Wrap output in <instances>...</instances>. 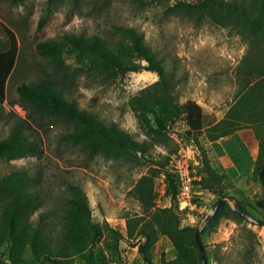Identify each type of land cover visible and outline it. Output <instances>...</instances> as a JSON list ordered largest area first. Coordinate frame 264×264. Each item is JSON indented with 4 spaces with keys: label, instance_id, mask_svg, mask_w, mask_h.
Instances as JSON below:
<instances>
[{
    "label": "trees",
    "instance_id": "16d2710c",
    "mask_svg": "<svg viewBox=\"0 0 264 264\" xmlns=\"http://www.w3.org/2000/svg\"><path fill=\"white\" fill-rule=\"evenodd\" d=\"M7 1L12 5L26 2ZM136 1L143 4L147 0ZM56 2L47 0V13L41 18L39 28L48 21ZM171 10L198 19L208 18L214 24L236 30L249 41V51L236 72L238 91L234 102L220 120L206 123L203 107L197 101L189 98L181 103L177 99L172 76L146 44L143 35L133 27L117 26L121 39L113 45L98 35L77 33L39 41L37 52L56 69H63L66 56H71L87 75L108 83L131 71L147 70L158 74L157 81L129 99L139 125L149 135L142 141L135 139L117 122L106 123L96 113L80 107L76 100L68 99L54 78L46 77L18 86L31 122L38 124L37 115L61 120L70 127L61 138L79 145L92 157L146 159L153 165L132 190L142 210L141 214L127 218L126 233L108 222L96 221L84 189L79 184L68 182L60 214V235L56 237L53 223L49 220L51 209L41 211L37 222L32 220V214L42 207L43 202L38 189L33 186L30 173L15 170L0 177V251L8 246L7 257L12 264H113L120 255L121 238L127 241L138 239L140 264H201L200 249L195 239L198 226L183 222L176 206L177 176L168 169L170 155L178 151L170 132L180 121L196 140L202 135L216 140L242 128H253L259 140V153L252 175L264 186L261 177L264 168V0H176ZM5 30L9 42L0 50V104L5 100L7 80L18 54L15 33L7 27ZM0 44H4L1 38ZM30 126L29 121L22 119L13 125L6 137L0 138V159L13 160L41 152L39 142L26 133ZM169 140L172 144L169 152L158 159L154 157L151 149ZM162 172L166 175V193L172 200V205L167 207H157L155 202V179ZM199 174L200 179L195 181L196 190L216 195L217 201L227 197L225 180L228 175L213 165L204 147ZM232 198L238 205L222 203L200 233L207 264L210 262L203 234L222 218L248 221L242 214V211L249 213L243 201ZM257 204L264 207V201ZM105 230L109 231L105 246L111 256L100 261L95 247L104 238ZM161 236L172 242L174 258H168L164 252L158 261L153 258L154 247Z\"/></svg>",
    "mask_w": 264,
    "mask_h": 264
},
{
    "label": "rangeland",
    "instance_id": "374dc122",
    "mask_svg": "<svg viewBox=\"0 0 264 264\" xmlns=\"http://www.w3.org/2000/svg\"><path fill=\"white\" fill-rule=\"evenodd\" d=\"M176 0H57L49 13L46 24L39 28L47 13V0H26L22 5H12L0 0V50L8 46L6 27L17 39L18 54L12 73L6 84V97L0 104V138L6 137L13 125L29 121L26 133L36 139L41 152L36 156H24L13 160L0 159V177L15 170H26L33 178V186L42 196V207L33 214L37 222L41 211L51 209L49 220L53 223L54 236L60 235V214L66 197L68 182L79 184L86 192L94 219L126 233L129 216L141 214V205L132 195L138 179L153 165L146 159L119 160L92 157L79 145L64 141L61 135L70 127L61 120L36 116L38 124L31 122L28 110L18 93V86L50 77L60 83V88L70 100L80 107L96 113L106 123L117 122L135 139H148L149 135L139 125L130 107L129 99L142 88L159 79L157 73L139 70L108 83L87 75L71 56H66L63 69L54 68L36 50L39 41L60 38L65 33L98 35L107 43L121 39L117 26L138 30L175 83V96L183 103L189 98H203L205 107L217 112L232 104L238 91L236 72L244 55L249 51V41L236 30L222 27L208 18H195L171 10ZM206 117V123L212 120ZM173 131L191 147L193 168L199 174L202 147L205 136L198 140L180 121ZM168 142L156 144L151 153L157 159L171 149ZM209 155V154H208ZM233 157L236 155H232ZM236 158V157H234ZM211 159V158H210ZM220 171L225 170L218 161L212 160ZM239 175L225 180V192L229 202L236 206L235 197L241 199L250 215L264 221V186L252 175L253 166L243 161ZM226 173V172H225ZM162 173L155 179V202L157 207L172 205L171 197L162 189ZM198 211L191 212L198 227L211 212L217 196L197 190ZM184 223H191L186 213H180ZM109 231L96 244L100 261L110 259L105 246ZM210 264H264V226L250 220L222 218L203 234ZM138 239L120 240V255L113 264H140ZM8 246L0 251V264H12L7 257ZM175 257L172 242L161 236L153 250L158 261L161 254ZM37 264V263H32Z\"/></svg>",
    "mask_w": 264,
    "mask_h": 264
},
{
    "label": "crops",
    "instance_id": "0c3cea01",
    "mask_svg": "<svg viewBox=\"0 0 264 264\" xmlns=\"http://www.w3.org/2000/svg\"><path fill=\"white\" fill-rule=\"evenodd\" d=\"M192 99L203 107L205 116H208L212 122L220 120L231 106L230 104L217 112L213 107H205L206 104L203 103V98ZM204 141L211 162L212 160H217L231 177H235L244 171L242 169L243 161L248 168L253 166L259 153V140L251 127L239 129L228 136L216 140H209L205 137ZM233 154L236 155L234 156L236 158L232 156Z\"/></svg>",
    "mask_w": 264,
    "mask_h": 264
},
{
    "label": "built area",
    "instance_id": "2783aa9c",
    "mask_svg": "<svg viewBox=\"0 0 264 264\" xmlns=\"http://www.w3.org/2000/svg\"><path fill=\"white\" fill-rule=\"evenodd\" d=\"M173 141L178 145V151L170 155L168 169L175 173L178 180V192L176 195V206L179 213H186L190 218L188 224L195 222L191 217V212L198 211L196 203L197 190L195 189V181L200 179V174H197L193 168V164H199V161L193 162V153L191 147L183 143V138L177 135L175 131L170 132ZM162 189L166 190L167 182L166 175L162 172Z\"/></svg>",
    "mask_w": 264,
    "mask_h": 264
},
{
    "label": "water",
    "instance_id": "95a60500",
    "mask_svg": "<svg viewBox=\"0 0 264 264\" xmlns=\"http://www.w3.org/2000/svg\"><path fill=\"white\" fill-rule=\"evenodd\" d=\"M261 177H262V181L264 183V168L261 171ZM224 202H229V200L227 198H222V199L218 200L216 202L215 206L213 207V209L211 210V212L208 214V216L205 218V220L202 222V224L199 227H197V229L195 231V239H196V242L198 244V247L200 249V254H201V264H207V262H206L205 250H204V247H203L201 239H200V233L206 227V225L209 223V221L212 219V217L215 215L219 206ZM237 205H238V203H236V206ZM242 214L251 222L261 224L264 226V221H260V220L256 219L255 217H253L252 215H250L249 213H246L244 211H242Z\"/></svg>",
    "mask_w": 264,
    "mask_h": 264
}]
</instances>
